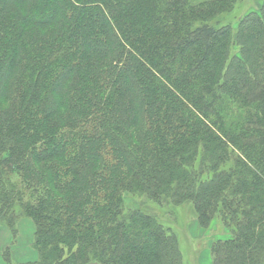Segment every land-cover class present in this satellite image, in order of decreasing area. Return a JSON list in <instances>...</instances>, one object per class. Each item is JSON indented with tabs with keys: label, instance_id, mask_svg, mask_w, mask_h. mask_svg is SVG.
<instances>
[{
	"label": "trees",
	"instance_id": "1",
	"mask_svg": "<svg viewBox=\"0 0 264 264\" xmlns=\"http://www.w3.org/2000/svg\"><path fill=\"white\" fill-rule=\"evenodd\" d=\"M0 0L8 264H183L148 201L218 220L213 264H264V0ZM135 200V205L129 203Z\"/></svg>",
	"mask_w": 264,
	"mask_h": 264
},
{
	"label": "rangeland",
	"instance_id": "2",
	"mask_svg": "<svg viewBox=\"0 0 264 264\" xmlns=\"http://www.w3.org/2000/svg\"><path fill=\"white\" fill-rule=\"evenodd\" d=\"M261 0H242L222 23L236 21L253 8H257ZM135 205V200L129 199ZM145 210L157 218L177 235L182 253L183 264H213L210 243L213 239L227 238L230 233L216 220L210 228L204 229L198 223L191 203L164 204L142 198ZM19 234L13 238L8 226H0V264H8L3 257V250L11 248L15 261H30L37 258L33 248L35 227L30 219L22 218L19 223Z\"/></svg>",
	"mask_w": 264,
	"mask_h": 264
}]
</instances>
